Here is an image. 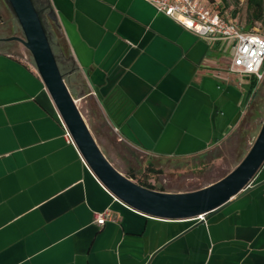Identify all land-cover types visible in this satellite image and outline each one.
Wrapping results in <instances>:
<instances>
[{"label":"crops","instance_id":"1","mask_svg":"<svg viewBox=\"0 0 264 264\" xmlns=\"http://www.w3.org/2000/svg\"><path fill=\"white\" fill-rule=\"evenodd\" d=\"M34 2L60 40L63 81L115 170L111 159L126 168V149L188 158L235 133L244 156L262 105L249 110L253 79L227 71L229 42L199 39L144 0ZM32 65L0 49V264H264V162L243 194L202 220L132 212L64 138ZM105 209L112 220L94 224Z\"/></svg>","mask_w":264,"mask_h":264},{"label":"water","instance_id":"2","mask_svg":"<svg viewBox=\"0 0 264 264\" xmlns=\"http://www.w3.org/2000/svg\"><path fill=\"white\" fill-rule=\"evenodd\" d=\"M15 19L22 39L5 41L20 43L29 53L35 71L48 94L57 115L68 132L73 146L87 170L99 185L122 207L166 221H190L221 209L231 199L243 194L264 162V116L259 130L237 165L219 180L200 189L166 193L135 184L115 170L94 142L77 106L59 72L55 57L41 25L39 12L31 0H4Z\"/></svg>","mask_w":264,"mask_h":264},{"label":"rangeland","instance_id":"3","mask_svg":"<svg viewBox=\"0 0 264 264\" xmlns=\"http://www.w3.org/2000/svg\"><path fill=\"white\" fill-rule=\"evenodd\" d=\"M236 1L237 13L235 15V20L239 24H243L244 0ZM227 4L226 8L221 7L222 3L219 0H215L213 6L223 9L225 14L228 15L229 11L233 8V4L231 0H227ZM2 18L5 25H3V27L0 26V28H4L6 25H11L10 23H12V21L16 24L15 19L10 15V13L5 14ZM255 31L264 35V32L259 29L258 25H255ZM10 36L11 32L9 30L6 29L4 31H0V38H7ZM13 36L22 39L19 28ZM9 44V50L13 55L32 63L29 53L20 43L10 41ZM256 103H260L262 105V119L264 116V78L259 84L255 85L250 94L249 110ZM76 105L80 114L83 115L79 103H76ZM243 142H246V139L244 140L238 137V133H235L225 142L210 148L199 155L179 159L145 160L141 154L126 149V152L124 151L125 153H123V155L126 153H128V156L130 155L129 162H124L125 165H127L126 168H122L114 159H110L113 165L118 167V169H120L119 171H122L120 173L123 175L129 173L126 172V169L129 167V170L135 178V180L132 181L147 180V182H149V184H151L155 189L168 193L189 192L205 187L219 180L231 171L243 157ZM147 163H150L154 170H159L160 172L156 174L147 172Z\"/></svg>","mask_w":264,"mask_h":264},{"label":"built area","instance_id":"4","mask_svg":"<svg viewBox=\"0 0 264 264\" xmlns=\"http://www.w3.org/2000/svg\"><path fill=\"white\" fill-rule=\"evenodd\" d=\"M157 12L164 14L184 30L199 39L211 42H229L231 74L250 76L255 85L264 78V35L256 31L244 32L235 28L225 17L214 11L205 0H144ZM64 138L73 145L62 121L57 115ZM81 159V158H80ZM81 162L85 166L81 159ZM249 182L247 187L252 184ZM112 220L108 209L93 214L94 224L101 226ZM202 220L197 216L191 221Z\"/></svg>","mask_w":264,"mask_h":264},{"label":"trees","instance_id":"5","mask_svg":"<svg viewBox=\"0 0 264 264\" xmlns=\"http://www.w3.org/2000/svg\"><path fill=\"white\" fill-rule=\"evenodd\" d=\"M206 3L212 7L214 11H217L220 15L225 17V19L232 23L236 29L244 32H250V31H255V25L259 26V29L264 32V0H244V17H243V24H239L235 20V15L237 13L236 11V6H237V1L236 0H231L233 4V8L229 11L228 15L225 14L224 10L217 7L213 6V3L215 0H205ZM222 3L221 7H227V0H219ZM32 2V0H31ZM33 4V2H32ZM35 8V7H34ZM40 17V15H39ZM41 25L43 27L45 36L47 38V41L49 43V46L52 50V53L55 57V51H54V46L58 47L60 45V40H58V36L56 33V30L52 24H49L48 26L45 25L42 21V18L40 17ZM56 60V58H55ZM255 87V82L252 80L250 82V91L252 92ZM146 171L150 172L152 174L159 173V170H154L152 168V165L150 163H147L146 165ZM126 178L135 180L133 174L131 172L127 173L124 175ZM135 184H137L140 187L149 189V190H154V191H161L155 189L147 180H142V181H133Z\"/></svg>","mask_w":264,"mask_h":264},{"label":"flooded vegetation","instance_id":"6","mask_svg":"<svg viewBox=\"0 0 264 264\" xmlns=\"http://www.w3.org/2000/svg\"><path fill=\"white\" fill-rule=\"evenodd\" d=\"M33 2V6L35 7V2L34 0H32ZM36 9V8H35ZM12 16L9 8L7 7V5L5 4L4 0H0V26L3 27V25H5V22L3 21V16L5 14H9ZM16 22V21H15ZM11 25H6L4 26V28H0V31H4V30H9L11 32V36L10 37H15L13 35L16 34L17 32V29L19 28L17 23L15 24L13 21L12 23H10ZM10 37H7V38H10ZM7 38H0V49L1 48H7V47H10V41H5V39Z\"/></svg>","mask_w":264,"mask_h":264}]
</instances>
